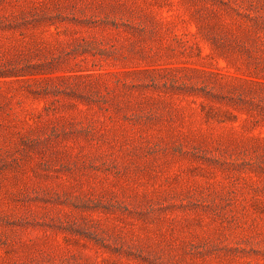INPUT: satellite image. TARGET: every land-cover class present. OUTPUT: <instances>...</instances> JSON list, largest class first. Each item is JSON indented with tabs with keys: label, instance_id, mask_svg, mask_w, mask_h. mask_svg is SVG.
<instances>
[{
	"label": "rangeland",
	"instance_id": "obj_1",
	"mask_svg": "<svg viewBox=\"0 0 264 264\" xmlns=\"http://www.w3.org/2000/svg\"><path fill=\"white\" fill-rule=\"evenodd\" d=\"M0 264H264V0H0Z\"/></svg>",
	"mask_w": 264,
	"mask_h": 264
}]
</instances>
